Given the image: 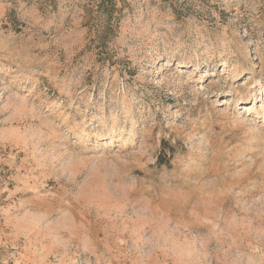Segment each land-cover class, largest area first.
<instances>
[{"label": "rangeland", "instance_id": "1", "mask_svg": "<svg viewBox=\"0 0 264 264\" xmlns=\"http://www.w3.org/2000/svg\"><path fill=\"white\" fill-rule=\"evenodd\" d=\"M111 7L0 0V264H264V0Z\"/></svg>", "mask_w": 264, "mask_h": 264}, {"label": "trees", "instance_id": "2", "mask_svg": "<svg viewBox=\"0 0 264 264\" xmlns=\"http://www.w3.org/2000/svg\"><path fill=\"white\" fill-rule=\"evenodd\" d=\"M101 6L104 10L109 11L110 9H113V7L110 8V6H114V0H101Z\"/></svg>", "mask_w": 264, "mask_h": 264}]
</instances>
